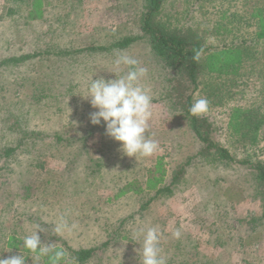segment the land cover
I'll use <instances>...</instances> for the list:
<instances>
[{
  "label": "rangeland",
  "instance_id": "rangeland-1",
  "mask_svg": "<svg viewBox=\"0 0 264 264\" xmlns=\"http://www.w3.org/2000/svg\"><path fill=\"white\" fill-rule=\"evenodd\" d=\"M34 1L0 0V258L22 254L25 264H37L22 238L40 223L41 242L66 249L67 264H76L73 251L95 248L84 264H140L133 232L150 226L162 233L167 264H264V200L255 172L197 157L203 146L167 95L183 92L185 79L142 37L143 0H42V17L31 19ZM257 3L264 0H164L162 20L191 31L204 48L247 45L254 32L247 18ZM139 36L126 49L115 47ZM263 48L241 77H203L194 97L208 99L203 114L215 128L211 139L236 161L254 153L264 161V132L250 147L228 128L234 106L263 107ZM120 54L147 69L142 84L153 102L146 135L159 144L150 157L125 155L103 121L90 123L97 109L82 97L92 75L115 79L128 71L114 65ZM11 148V156L3 155ZM159 160L166 170L162 188L170 186L172 194L133 192L156 176ZM65 213L77 228L56 236L52 229ZM176 229L180 239L172 236ZM12 238L20 247L8 251Z\"/></svg>",
  "mask_w": 264,
  "mask_h": 264
},
{
  "label": "trees",
  "instance_id": "trees-1",
  "mask_svg": "<svg viewBox=\"0 0 264 264\" xmlns=\"http://www.w3.org/2000/svg\"><path fill=\"white\" fill-rule=\"evenodd\" d=\"M42 0H35L32 4L30 18L36 19L42 17ZM248 26L253 27V41L250 43L243 42L242 45L227 46L224 48H204L203 42H196L190 35L189 30L183 31L173 28L171 24L163 21L164 19V0H143V13L140 17V31L142 37L146 38L151 46L155 56L169 69L177 72L185 79V90L169 92L168 99L171 101L172 109L181 111L184 118L187 119L190 129L196 139L202 144L203 148L197 157H211L218 161L227 163H236L240 166H250L255 172L256 181L260 188V193L264 200V161L256 160V154L250 155L243 160L236 161L232 154L224 147L220 146L211 139L215 128L210 122L209 117L202 114L193 116L189 108L194 102V97L201 87V79L207 76H232L241 77L244 67L247 63L252 62L259 57V46L264 44V4L253 5L248 14ZM225 18V16L223 17ZM141 37L125 38L117 43L115 47L126 49L138 41ZM254 47V49L252 48ZM264 49V48H263ZM201 53L199 61L193 59L195 53ZM22 59H14L13 62H19ZM262 79L263 76H258ZM207 89L206 94L208 93ZM173 93V94H172ZM209 94V93H208ZM211 96H208L210 99ZM262 106L237 107L230 110L228 128L234 135H238L242 140L247 141L250 147H255L260 142V137L264 132V100ZM15 149L5 151V156H11ZM190 163V160L188 161ZM187 163V164H188ZM186 165L180 168L178 176L183 174ZM156 176L148 177L145 185L138 184V189L132 190L136 194H142L146 191L156 192L157 194H172L170 186L162 188L166 170L162 160L156 164ZM158 174V176H157ZM130 187V185L128 186ZM126 189L121 190L119 197L127 194ZM19 242L14 238L8 242L11 249H19ZM24 249V248H23ZM24 251H27L24 249ZM97 249H83L73 251L72 259L76 264H84L94 257ZM44 264H49L48 259L42 258ZM168 264H175L169 261Z\"/></svg>",
  "mask_w": 264,
  "mask_h": 264
},
{
  "label": "clouds",
  "instance_id": "clouds-1",
  "mask_svg": "<svg viewBox=\"0 0 264 264\" xmlns=\"http://www.w3.org/2000/svg\"><path fill=\"white\" fill-rule=\"evenodd\" d=\"M201 53L197 51L193 59L199 61ZM114 65L119 68L126 66L128 71L115 74V79H105L100 76L93 79V75L86 88L85 99L97 111L90 113L92 125L105 124L106 135L120 142L121 151L129 157H150L159 150L158 142L150 135L149 122L152 118L153 97L150 90L142 84L147 74V69L140 66L139 61L133 56L120 54L114 60ZM209 101L205 97L196 99L189 111L193 116H199L208 110ZM77 224L70 222L68 214L58 217L52 231L56 236L71 234ZM45 229L40 223L33 225L30 234L22 238V247L31 254H35L38 262L47 258L49 264H67L68 253L56 243L44 244L41 242L39 232ZM162 233L156 226L139 227L133 232L135 240L139 241L140 264H167L161 255L160 240ZM172 236L180 239L181 231L176 229ZM11 251V248L8 250ZM0 264H25V256L17 255L9 258H0Z\"/></svg>",
  "mask_w": 264,
  "mask_h": 264
}]
</instances>
